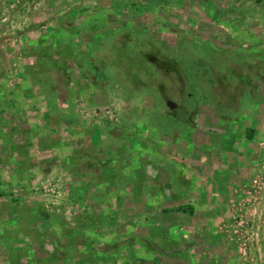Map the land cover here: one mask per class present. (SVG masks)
<instances>
[{"label": "rangeland", "instance_id": "obj_1", "mask_svg": "<svg viewBox=\"0 0 264 264\" xmlns=\"http://www.w3.org/2000/svg\"><path fill=\"white\" fill-rule=\"evenodd\" d=\"M0 264H264V0H0Z\"/></svg>", "mask_w": 264, "mask_h": 264}]
</instances>
